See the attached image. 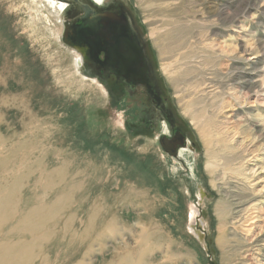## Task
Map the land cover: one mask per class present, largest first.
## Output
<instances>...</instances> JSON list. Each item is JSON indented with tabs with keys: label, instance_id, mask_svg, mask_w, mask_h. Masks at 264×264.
<instances>
[{
	"label": "rangeland",
	"instance_id": "rangeland-1",
	"mask_svg": "<svg viewBox=\"0 0 264 264\" xmlns=\"http://www.w3.org/2000/svg\"><path fill=\"white\" fill-rule=\"evenodd\" d=\"M83 2L88 5L87 0ZM146 3L153 23H147L142 11ZM71 5L64 18L68 26L85 16L83 9ZM106 7L128 15L162 101L122 87L101 65L88 60L84 73L110 89L113 101L111 107L108 103L95 110L94 105L86 107L64 90L66 84L51 70L48 53L57 46L50 38L28 32V22L22 26L15 13L0 9V37L9 46L3 56L12 52L27 69L21 89L29 85L55 106L53 115L38 118L9 141L14 147L0 154V172L24 174L28 180L20 183L23 190L35 186L39 194L54 185L57 198L47 205L66 207L70 201L61 194L68 183L72 186L73 141L76 150L89 151L92 159H98L86 166L75 180L76 187L83 189L96 170V183L114 180L112 188L119 182L129 184L124 195L132 194L135 185L161 190V200L144 194L124 202L120 199L126 231H107L104 242L88 252L81 249L73 263H111L117 250L134 246L139 229L135 220L143 218L144 224L158 225V242L145 264H264V0H112ZM68 35L64 28L60 38L67 51L73 49L66 41ZM4 67L5 71L11 68ZM166 67L172 70L168 75ZM7 118L8 126L15 129L17 114L8 113ZM164 122L172 130L167 136H162ZM175 130L183 131L192 142L195 172L161 145L162 139L176 136ZM68 139L66 152L59 143ZM50 151L61 152L56 163L54 157H45ZM62 156H68V161ZM115 164L118 168L108 169ZM55 171L63 175L52 176ZM36 175L41 176L40 184L33 183ZM201 188L207 196L203 201ZM227 191L241 197L237 201L242 204L241 213L232 211L234 201ZM148 203L155 204L150 213L143 207ZM192 214H196L194 220ZM64 217L65 211L57 221Z\"/></svg>",
	"mask_w": 264,
	"mask_h": 264
},
{
	"label": "bare ground",
	"instance_id": "bare-ground-1",
	"mask_svg": "<svg viewBox=\"0 0 264 264\" xmlns=\"http://www.w3.org/2000/svg\"><path fill=\"white\" fill-rule=\"evenodd\" d=\"M87 1L95 8H104L112 2V0ZM147 4L142 5L141 8L144 16L148 18L147 23H150L151 18L147 16L149 10ZM69 6L70 4L65 0H0V9H5L7 14L15 13L20 18V25L24 26V22H28V32L36 34L37 37L46 36L50 38L52 44L57 46V48L52 49V53L57 51L56 53H48V61L57 80L66 84L63 88L70 92V96L74 94L79 97V102L86 107L94 105L92 107L94 110L100 104L108 103V107H111L113 100L111 101L108 88L101 84L98 78L95 79V77L87 76L84 73L83 65L86 62L84 55L76 49L67 51L62 47L63 43L60 37L64 28H67L64 18L73 9ZM2 28L3 26L0 25V30ZM7 47L9 49L5 40L0 37V154L14 147L13 143L9 141L20 135L29 124L36 122L40 117L55 113L53 100L39 96L29 85L21 89L25 82L23 77L28 76L27 69L24 62L18 63L19 59H15L12 52L3 56ZM188 59L185 58V60ZM162 61L164 60L162 59ZM5 65L11 68H6L5 71L3 70ZM165 70H167V75L172 71L167 67ZM29 82L32 81L29 79ZM204 85L202 84V86ZM57 95L60 94L57 93ZM86 95L88 96L86 97ZM185 111L188 112L186 108ZM13 112L18 117L14 118L15 129L8 126L10 122L7 118V114ZM20 113L23 116H20ZM73 119L75 120L76 117L72 116ZM171 131L168 124L164 122L162 136L171 134ZM49 142H51L50 145L54 143V141ZM59 144L65 147L64 151L68 152L71 139L61 141ZM60 153L50 151L45 157H54L53 163H56ZM90 155L92 156L89 151L80 152L76 150L72 141V186L68 183L67 191L61 194L65 200L72 201V205H69V202L66 207L64 204L50 206L49 203L47 205L48 202L54 200V197L57 198L54 185L52 188L43 187L46 188L45 192L39 194L35 190V186L23 190L20 183L28 180L24 174H12L6 169L0 172V178L4 182L0 185V264H84L78 262L79 260L73 263L72 259L77 257L81 249H86L87 252L93 250L107 239L105 234L107 231L113 233L126 231L125 227L128 223L125 216L121 215L120 199L121 202H124L138 194L149 195L152 199H162L161 190H156L157 187L144 190L140 185H135L132 194L124 195L123 189L129 187V184L124 186L123 183L119 182L117 188H112L114 180L107 182L103 180L96 183L95 176L98 177L99 175V171L96 170H94V174H91L83 189L76 187L75 180L82 177L86 166L98 162L97 158L92 159ZM67 157L62 156L61 159L64 161ZM195 157V149L191 140L188 139L187 146L179 149L178 157L174 158L176 161L187 162L192 171L195 172ZM210 166L208 165L209 168ZM115 168H118L117 164L108 169L114 170ZM4 170H6L5 173H3ZM62 172L66 174L69 171L62 169ZM52 174V176L55 174L63 175L58 171L52 172ZM88 174L86 173V175ZM36 176L38 177L34 179L33 183L40 184L41 176ZM194 176H196L195 173ZM103 183H105L104 186ZM226 196L234 201L232 204V211H236L234 214L241 213L242 204L238 203L242 201L241 197L231 191H227ZM200 197L202 201L204 197H207L203 188H201ZM153 205L155 204L143 205L145 212L150 213ZM63 211L67 213V217L57 221V219H61ZM194 216L196 217V214H192L193 220L195 219ZM135 221L139 229L137 236L134 237V246L123 245L126 247L115 250L116 254H114L115 257L113 256L114 259L111 263L102 261L101 264H145L146 259L152 256L153 248L157 244L155 242H158V225L144 224L143 218ZM120 225H123L124 229L120 228ZM193 225L195 226V223ZM193 232L201 238L202 234L198 230L195 229ZM122 241L124 243L126 239L124 238ZM220 241L222 242V238ZM159 247L158 249H160Z\"/></svg>",
	"mask_w": 264,
	"mask_h": 264
},
{
	"label": "flooded vegetation",
	"instance_id": "flooded-vegetation-1",
	"mask_svg": "<svg viewBox=\"0 0 264 264\" xmlns=\"http://www.w3.org/2000/svg\"><path fill=\"white\" fill-rule=\"evenodd\" d=\"M67 1L70 4L69 7L72 6L71 4H75L83 9V11L85 12V16H83L82 19L93 17L95 19H98L100 24H102L103 21L98 18V15L109 14L113 18L111 22L113 26L127 28L129 27V24L131 25V28H129L131 32L124 37V53L116 54L115 52L116 58H113L114 55H112L111 51L107 48L106 45V47H104L101 51L100 55L90 56V61L95 62L97 63V65L99 64L104 69H106L108 71L106 72L107 76L119 80V83L122 87H130L133 91H139L141 94L147 95L155 102H160L162 97L151 81L150 66L146 57L143 43L137 35L136 30L132 22L129 20L128 15H126L120 9H114L110 7L95 8L92 7V5L89 3L88 5H86L83 0ZM79 3H82V5H80ZM91 7L95 10L89 9ZM78 21L70 26L66 24L69 34L67 41L69 43H72V32H74L75 28L77 27ZM178 132L184 136V132L181 130H175L173 132V136L179 134Z\"/></svg>",
	"mask_w": 264,
	"mask_h": 264
},
{
	"label": "water",
	"instance_id": "water-1",
	"mask_svg": "<svg viewBox=\"0 0 264 264\" xmlns=\"http://www.w3.org/2000/svg\"><path fill=\"white\" fill-rule=\"evenodd\" d=\"M79 4L82 5V3ZM98 18L103 21L102 24L93 17L80 20L72 32V43H69L73 49L84 55L87 61L91 60L90 56L100 55L106 45L114 55L113 58H116L115 52L116 54L124 53V37L131 32L129 30L130 24L127 28L113 26L111 23L113 18L109 14H100ZM161 145L172 157H178L179 149L187 146V140L179 133L172 140L162 139Z\"/></svg>",
	"mask_w": 264,
	"mask_h": 264
}]
</instances>
